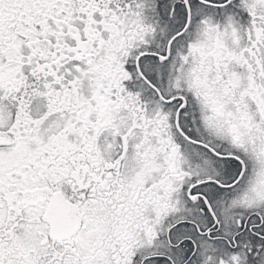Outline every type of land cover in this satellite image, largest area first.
I'll use <instances>...</instances> for the list:
<instances>
[{
	"label": "snow or ice",
	"instance_id": "6c2138e0",
	"mask_svg": "<svg viewBox=\"0 0 264 264\" xmlns=\"http://www.w3.org/2000/svg\"><path fill=\"white\" fill-rule=\"evenodd\" d=\"M0 264H264V0H0Z\"/></svg>",
	"mask_w": 264,
	"mask_h": 264
}]
</instances>
